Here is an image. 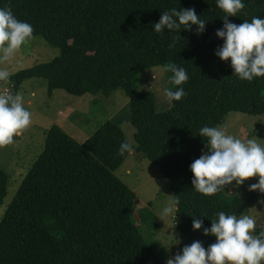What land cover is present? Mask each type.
Listing matches in <instances>:
<instances>
[{"label": "trees", "instance_id": "16d2710c", "mask_svg": "<svg viewBox=\"0 0 264 264\" xmlns=\"http://www.w3.org/2000/svg\"><path fill=\"white\" fill-rule=\"evenodd\" d=\"M243 2L245 9L230 22L264 17V0ZM0 7L11 8L33 26V36L59 48L51 60L11 74V94L34 77L46 79L49 95L56 89L75 96L125 92L135 151L169 179L179 200L175 224L182 243L202 241L207 249L216 238L194 230V218L207 228L220 211L239 218L264 200L258 189L205 196L191 184L189 165L206 151L201 127H216L232 111L264 114V77L242 81L229 61L214 55L223 41L213 34L226 16L216 0H0ZM173 8H193L206 21L205 30L197 33L192 25L156 33L153 24ZM167 61L187 70V95L157 110L154 95L138 88L137 77ZM122 142L124 131L112 120L83 142L58 125L49 127L42 151L1 217L0 264H162L133 221L135 193L115 174L129 154L118 153ZM7 184L0 168V205ZM261 231L263 223H256L253 235Z\"/></svg>", "mask_w": 264, "mask_h": 264}, {"label": "clouds", "instance_id": "9594fccd", "mask_svg": "<svg viewBox=\"0 0 264 264\" xmlns=\"http://www.w3.org/2000/svg\"><path fill=\"white\" fill-rule=\"evenodd\" d=\"M216 6L226 16L223 26L215 35L223 43L217 47L214 55L221 61H229L233 74L238 79L251 82L254 78L264 77V17L255 16L251 21L241 24L232 23L230 16H237L246 5L243 0H216ZM206 21L198 16L193 8L161 13L159 21L152 29L163 34L165 30H188L196 25V32L205 30ZM33 26L16 18L11 8L0 7V62L12 58L18 50L33 37ZM172 47L173 45H169ZM166 71L172 73L171 84L174 90H166L167 103L180 101L187 95L183 85L189 80L184 67L175 63ZM11 73L0 69V81H7ZM22 94H0V146L14 142L31 124V112L25 108ZM227 126L205 125L198 130V135L205 138V149L195 159L189 169L192 172V187L205 196L215 195L225 186L235 182L239 186L250 177L258 176L259 181L250 185V190L264 192V146L255 139H240L226 131ZM127 142H122L118 153L123 155L131 151ZM179 200L169 203L163 214H174ZM202 216V215H201ZM211 226L204 228L203 219L194 218L192 228H203L205 235L215 236V242L206 249L200 241L185 245L178 254L167 260V264H262L264 262V231L253 235L256 220L249 215L237 218L235 214L224 211L216 213Z\"/></svg>", "mask_w": 264, "mask_h": 264}, {"label": "rangeland", "instance_id": "374dc122", "mask_svg": "<svg viewBox=\"0 0 264 264\" xmlns=\"http://www.w3.org/2000/svg\"><path fill=\"white\" fill-rule=\"evenodd\" d=\"M213 34L215 39H220ZM59 54V48L46 42L40 35L33 36L16 54L7 61L0 62V69L11 74L38 63L51 60ZM171 65L167 61L161 65L142 71L137 77L138 88L154 95L157 110H164L169 105L165 91L171 90L172 73L166 71ZM9 82L0 81V94H6ZM18 94L23 95L25 108L31 112V124L14 142L0 146V168L8 175L7 194L0 205V220L15 195L24 175L35 157L42 151L45 132L52 125H58L78 142L85 141L104 121L118 123L124 131L126 140L131 146L124 162L115 170V174L135 193L133 221L155 253V257L167 264L185 245L179 238L174 214H163V209L175 201L169 187V179L162 176L159 168L148 158L135 151L136 129L130 117L129 99L122 89H116L107 95L86 93L82 96L69 94L56 89L51 95L47 91V81L42 77L26 79L22 82ZM264 114L250 115L244 112H229L225 121L216 127L227 126L226 131L240 139H255L264 146ZM260 125V126H259ZM127 169L130 171L127 172ZM259 181L253 176L239 186L235 182L225 186L227 196L242 195L250 190V185ZM249 215L256 223L264 225V200L258 201L242 214ZM239 217V218H240ZM203 243L202 241H200ZM264 264V262H262Z\"/></svg>", "mask_w": 264, "mask_h": 264}, {"label": "built area", "instance_id": "2783aa9c", "mask_svg": "<svg viewBox=\"0 0 264 264\" xmlns=\"http://www.w3.org/2000/svg\"><path fill=\"white\" fill-rule=\"evenodd\" d=\"M5 93H6V94L9 93V89H6V90H5Z\"/></svg>", "mask_w": 264, "mask_h": 264}, {"label": "crops", "instance_id": "0c3cea01", "mask_svg": "<svg viewBox=\"0 0 264 264\" xmlns=\"http://www.w3.org/2000/svg\"><path fill=\"white\" fill-rule=\"evenodd\" d=\"M130 170L129 169H127V172H129Z\"/></svg>", "mask_w": 264, "mask_h": 264}]
</instances>
